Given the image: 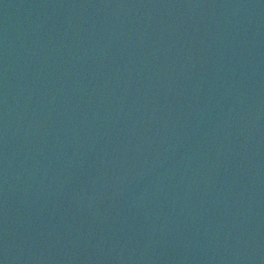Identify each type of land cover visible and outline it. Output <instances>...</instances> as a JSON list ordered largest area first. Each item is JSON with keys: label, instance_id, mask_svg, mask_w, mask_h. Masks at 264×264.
Returning a JSON list of instances; mask_svg holds the SVG:
<instances>
[{"label": "water", "instance_id": "water-1", "mask_svg": "<svg viewBox=\"0 0 264 264\" xmlns=\"http://www.w3.org/2000/svg\"><path fill=\"white\" fill-rule=\"evenodd\" d=\"M0 264H264V0H0Z\"/></svg>", "mask_w": 264, "mask_h": 264}]
</instances>
